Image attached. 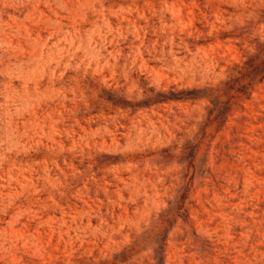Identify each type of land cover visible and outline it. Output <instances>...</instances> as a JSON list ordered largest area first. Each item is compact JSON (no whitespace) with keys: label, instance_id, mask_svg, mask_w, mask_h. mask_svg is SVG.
<instances>
[{"label":"rangeland","instance_id":"1","mask_svg":"<svg viewBox=\"0 0 264 264\" xmlns=\"http://www.w3.org/2000/svg\"><path fill=\"white\" fill-rule=\"evenodd\" d=\"M0 264H264V0H0Z\"/></svg>","mask_w":264,"mask_h":264}]
</instances>
